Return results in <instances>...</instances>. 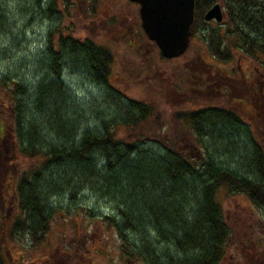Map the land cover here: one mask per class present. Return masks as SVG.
Segmentation results:
<instances>
[{"label": "trees", "instance_id": "1", "mask_svg": "<svg viewBox=\"0 0 264 264\" xmlns=\"http://www.w3.org/2000/svg\"><path fill=\"white\" fill-rule=\"evenodd\" d=\"M217 1L196 0L192 38L200 28H207L204 39L219 63L232 62L236 50L252 58L264 57V0H221L227 15L225 36L218 29H209L211 24L203 16ZM35 2L38 8L47 4L43 0ZM52 4L47 7L54 16L58 12ZM136 22L139 23V17ZM7 25H10L7 12L0 2V26L4 27L5 36L9 32ZM139 25L142 40L152 48L161 66L176 60L163 57L144 33L141 21ZM191 47L192 43L182 57L188 55ZM132 49L130 55L143 54L138 47L133 49L135 52ZM46 59V75L33 89V96L32 88L22 81L0 78V189L10 175L8 170L14 158L20 155L27 158L34 169L18 177L20 214L13 225L8 227L0 213V240L3 239L0 264L6 262L2 252L7 246L4 238L7 231L11 240L28 234L35 243L44 241L57 220L55 205L49 199L63 196L73 199L87 187L103 200L116 204V214L104 218L126 244L125 254L131 261L220 264L229 247L239 244L235 241L242 242L243 249H251L252 235L240 229L243 224L237 225L235 218L223 212L218 195L225 189L233 196L248 197L255 207L264 210L262 146L255 144L253 149L246 150L250 156L246 157L236 145L229 147L220 143L221 140L217 143L225 151H218L216 144L207 159L203 157L201 163H196L178 150L172 151L160 144L157 131L163 128L164 122L152 103L127 99L124 105L127 118L110 119L98 114L95 120L99 129H84L85 112L80 114L76 110L80 103L68 90L64 74L72 63L86 70L98 85L111 89L109 78L114 55L107 47L90 40L62 36L56 45L50 41ZM202 63L209 73L218 68L203 60ZM199 74L202 77L198 75L200 78L195 82L191 79L192 92L216 86L228 98L238 89L230 77L220 79L216 73L203 81L204 74ZM253 91L248 89L249 94ZM32 116L39 120H31ZM174 118L193 130L194 141L200 145L204 144L207 130L215 131L216 127L223 126L224 130L231 127L242 136L251 134L250 126L229 108L212 106L174 112ZM157 124L160 127H155ZM123 127L141 133L142 138L143 133L154 134L139 142H128L118 135ZM222 136L223 130L217 137ZM146 138L163 149L147 148ZM230 148L232 156L248 165L251 175L216 162L217 156L232 151ZM256 252L257 264H264V247Z\"/></svg>", "mask_w": 264, "mask_h": 264}, {"label": "rangeland", "instance_id": "2", "mask_svg": "<svg viewBox=\"0 0 264 264\" xmlns=\"http://www.w3.org/2000/svg\"><path fill=\"white\" fill-rule=\"evenodd\" d=\"M0 2L10 22L6 27L9 31L7 36L4 35V27L0 26V78L10 77L12 80L22 81L32 88L31 96L34 95L33 89L46 75L50 41L56 45L62 36H72L80 41L90 40L105 46L114 55L109 78L111 89L98 85L86 70L73 66L72 63L71 69L64 74L63 80L68 90L80 103L76 110L80 114L85 112L84 129H99V123L95 120L98 114L110 119L115 116L127 118L124 108L127 99L152 103L164 122L163 128L157 131L160 144L163 143L172 151L178 150L196 163H201L203 157L207 159L208 154L214 152L216 144L220 149L218 151H225L217 143L221 140L220 143L226 146L236 145L244 155L255 144L264 148V57L252 58L242 50H236L233 52L232 62L219 63L204 39L207 28H200L192 38L188 55L161 66L152 48L142 40L139 10L125 0H43V3H47L43 8H38L35 0ZM217 2L222 4L221 0ZM50 3H53V8L58 12L54 16L47 7ZM224 12L226 13L225 9ZM135 13L139 17V23L136 22ZM209 24V29H218L225 36L227 17L222 24ZM131 47H138L143 54L140 56ZM131 49L135 52L134 55H130ZM202 60L218 68L209 73L203 69ZM199 73L204 74L203 81L217 75L216 73L220 79L230 77L238 91L235 90L228 98L216 86L192 92V80L195 82L200 78ZM249 88L254 90L253 93L249 94ZM30 102L32 104L33 99ZM212 106L236 112L250 126L251 134L242 136L231 127L225 130L223 126L219 129L216 127L215 131L207 130L204 144L200 145L194 141L192 129L183 122L175 121L174 112L197 111ZM31 118L39 120L34 116ZM221 130L223 136L218 138ZM153 134L143 133V138L152 137L149 135ZM118 135L128 142L143 139L141 133L125 130L124 127L119 129ZM145 141V146L149 149H163L161 145H155L151 138H146ZM242 145L246 147L243 148ZM231 152L233 149L221 152L216 162L232 168L231 170H240L247 176L251 175L248 165L232 156ZM241 154L243 155L239 153ZM245 156L250 157L248 154ZM33 170L31 161L23 159L21 155L14 158L9 167L10 175L0 192V213L8 227L13 225L20 214L16 191L18 177L24 171L30 173ZM70 198L63 196L60 199H49L55 205L57 220L44 241L35 243L28 234L21 239L11 240L8 231H5L7 246L2 252L5 264H51L48 262L49 258L57 264L58 257H64L66 261L67 256L71 257L67 260L68 263L77 260L83 264H116L127 257L126 244L104 218L116 214V204L103 200L88 187L81 190L76 198ZM218 202L222 205L223 212L228 217L235 218L237 225L243 224L240 229L247 230L248 235L253 237L249 250L243 249L242 242L235 241L239 244L229 247L220 264H257L256 251L264 247V210L255 207L248 197L233 196L225 189L220 191ZM78 247H81V251L74 252ZM82 255L86 258L80 260Z\"/></svg>", "mask_w": 264, "mask_h": 264}, {"label": "water", "instance_id": "3", "mask_svg": "<svg viewBox=\"0 0 264 264\" xmlns=\"http://www.w3.org/2000/svg\"><path fill=\"white\" fill-rule=\"evenodd\" d=\"M129 1L140 6L142 28L163 57L172 60L187 52L196 23V0ZM224 14L222 5L214 4L203 16L207 23L221 24Z\"/></svg>", "mask_w": 264, "mask_h": 264}, {"label": "flooded vegetation", "instance_id": "4", "mask_svg": "<svg viewBox=\"0 0 264 264\" xmlns=\"http://www.w3.org/2000/svg\"><path fill=\"white\" fill-rule=\"evenodd\" d=\"M127 2L126 3H128V4H130V5H133L134 7H136L138 10H139V6L137 5V4H134V3H131V2H129L128 0H126ZM140 16V15H139ZM135 18H136V20L138 21V15H136V13H135ZM74 249V248H73ZM81 247H78V248H76L75 249V251L74 252H80L81 250ZM64 257H58L57 258V264H83V263H81L80 261H75V260H73V261H70L69 263L67 262V260H70V258L71 257H69V256H67V258H66V261H64V259H63ZM84 258H86V256L85 255H82L81 257H80V260H83ZM48 262H50L51 264H54V262H51V259L49 258L48 259ZM135 262L134 261H131L128 257H125V258H123V260L122 261H120L119 263H116V264H134ZM85 264V263H84Z\"/></svg>", "mask_w": 264, "mask_h": 264}]
</instances>
